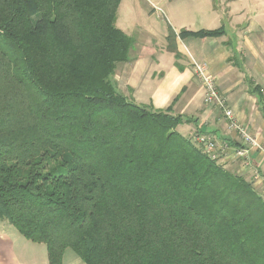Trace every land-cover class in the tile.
Here are the masks:
<instances>
[{"label":"trees","instance_id":"1","mask_svg":"<svg viewBox=\"0 0 264 264\" xmlns=\"http://www.w3.org/2000/svg\"><path fill=\"white\" fill-rule=\"evenodd\" d=\"M120 2L0 0V220L48 264H264V195L118 90Z\"/></svg>","mask_w":264,"mask_h":264},{"label":"crops","instance_id":"2","mask_svg":"<svg viewBox=\"0 0 264 264\" xmlns=\"http://www.w3.org/2000/svg\"><path fill=\"white\" fill-rule=\"evenodd\" d=\"M164 13L166 25L159 32L145 15L139 16L137 24L120 28L133 44L128 59L115 66L113 78L118 90L137 104L155 109L170 107L172 113L188 119L177 126L186 137L212 135L223 146L218 163L263 195L264 0H170ZM168 27L174 33L172 44L177 56L167 48ZM220 27L224 33L219 36L179 35L181 30ZM193 61L204 65L215 78L235 120L248 127L262 149L247 147L228 128L222 112L203 102L204 91L194 74ZM244 147L249 150L247 160L235 154L236 149ZM10 227L0 224V264H48L47 254L35 245L40 243L21 241L17 233H7ZM16 241L22 244L21 254ZM65 256L64 251L63 264H82L78 257Z\"/></svg>","mask_w":264,"mask_h":264},{"label":"built area","instance_id":"3","mask_svg":"<svg viewBox=\"0 0 264 264\" xmlns=\"http://www.w3.org/2000/svg\"><path fill=\"white\" fill-rule=\"evenodd\" d=\"M194 74L201 83L204 91L203 102L206 105H212L219 109L224 115L228 123V128L231 129L243 143L247 144V147H255L262 149L261 144L257 138L251 133L248 127L244 124L237 122L234 118L233 112L228 106L226 100L219 93L215 78L208 73L204 65L192 62ZM194 142L201 146L202 150L213 160L218 161L220 157V150L223 146L210 134H195L191 138ZM238 148L235 150V154L247 160L248 148ZM264 195V191H263Z\"/></svg>","mask_w":264,"mask_h":264},{"label":"rangeland","instance_id":"4","mask_svg":"<svg viewBox=\"0 0 264 264\" xmlns=\"http://www.w3.org/2000/svg\"><path fill=\"white\" fill-rule=\"evenodd\" d=\"M170 0H121L118 10H117V21H116V26L118 28H123L127 27L129 28L132 24V22H136L139 19V16L145 15L148 16V18L151 19L152 25L155 26L157 31L159 32L160 30L164 29L166 25V17L164 10L166 8V4ZM175 1L171 3L172 6L175 5ZM124 29V28H123ZM169 31V27L167 28ZM6 223L5 220H0V224ZM9 225V224H7ZM11 229V230H10ZM8 228V232L10 234L11 231L13 233H17V235L20 237L21 241H25L26 243H32L30 240L26 239L23 235H21L16 228L13 226ZM35 244V245H40L42 247V253L46 255L45 253V245L44 244ZM33 245V244H32ZM16 250L18 254H21V251L23 250L22 244L16 241ZM66 256L67 255H72L77 258L75 253L71 250V248H67L65 250ZM42 255V254H41ZM65 256V257H66ZM78 259V258H77ZM80 261V260H79ZM84 264L83 262H81Z\"/></svg>","mask_w":264,"mask_h":264}]
</instances>
